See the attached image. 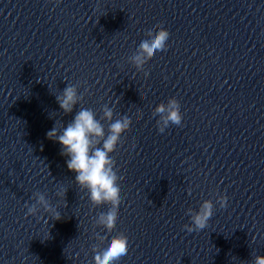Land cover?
I'll list each match as a JSON object with an SVG mask.
<instances>
[{"label":"water","instance_id":"1","mask_svg":"<svg viewBox=\"0 0 264 264\" xmlns=\"http://www.w3.org/2000/svg\"><path fill=\"white\" fill-rule=\"evenodd\" d=\"M160 3L0 0V264H86L107 205L90 203L47 132L67 126L80 108L102 119L108 107L113 122L133 121L147 63L138 70L131 57L154 32ZM68 84L83 99L65 114L56 96ZM101 123L107 133L110 122ZM129 132L111 154L117 174ZM37 192L60 220L40 204L25 216Z\"/></svg>","mask_w":264,"mask_h":264},{"label":"clouds","instance_id":"2","mask_svg":"<svg viewBox=\"0 0 264 264\" xmlns=\"http://www.w3.org/2000/svg\"><path fill=\"white\" fill-rule=\"evenodd\" d=\"M59 3V0H56ZM148 39L141 41L138 53L131 57L138 70L152 60L158 52L166 50L169 32L164 28L158 31H148ZM145 77L149 74L144 72ZM87 91V90H86ZM83 99L78 94L76 85L68 84L62 94L56 96L60 109L65 114L73 112L75 106ZM113 109L105 107L103 120L109 123L107 133L102 119L96 118V113L91 109L80 108L74 119L67 126H54L47 132V138L58 142L61 145V155L68 157L66 163L69 171L74 172L76 183L88 193L90 203L95 207L107 205L106 212L99 213L96 223L102 226L108 233L115 228L118 220V212L122 203L121 189L116 161L111 154L116 151L117 146L122 142V134L130 129L132 123L128 116H123L113 122ZM154 116L159 115L157 127L160 133L171 125H181L182 113L180 103L175 98H169L167 103H160L154 110ZM102 144V146H100ZM191 190H189L190 193ZM61 197L66 195L63 189L58 193ZM36 203L26 204L25 216H35L37 204L43 205L46 212H50L54 220H60L61 214L52 209L45 195L37 192L34 194ZM221 208L227 206L228 197L220 195L216 201ZM214 204L212 200H204L198 211L188 209L187 215L191 218L190 224L184 228L188 233L198 232L207 227L210 218L213 216ZM94 264H116L122 257L128 254V237L121 233L112 236L110 243L102 251H94ZM254 264H264V256H256Z\"/></svg>","mask_w":264,"mask_h":264}]
</instances>
